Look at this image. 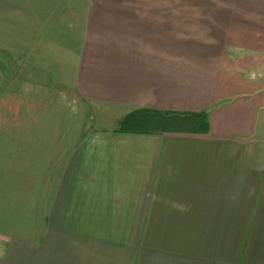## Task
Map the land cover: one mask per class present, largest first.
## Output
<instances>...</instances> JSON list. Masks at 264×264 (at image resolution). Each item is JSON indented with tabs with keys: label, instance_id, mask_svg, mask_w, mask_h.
Instances as JSON below:
<instances>
[{
	"label": "crops",
	"instance_id": "crops-1",
	"mask_svg": "<svg viewBox=\"0 0 264 264\" xmlns=\"http://www.w3.org/2000/svg\"><path fill=\"white\" fill-rule=\"evenodd\" d=\"M0 264H264V0H0Z\"/></svg>",
	"mask_w": 264,
	"mask_h": 264
},
{
	"label": "trees",
	"instance_id": "trees-1",
	"mask_svg": "<svg viewBox=\"0 0 264 264\" xmlns=\"http://www.w3.org/2000/svg\"><path fill=\"white\" fill-rule=\"evenodd\" d=\"M171 113L151 109H138L128 114L120 122V130L133 133H151L171 130L174 120ZM170 117V118H169Z\"/></svg>",
	"mask_w": 264,
	"mask_h": 264
},
{
	"label": "rangeland",
	"instance_id": "rangeland-1",
	"mask_svg": "<svg viewBox=\"0 0 264 264\" xmlns=\"http://www.w3.org/2000/svg\"><path fill=\"white\" fill-rule=\"evenodd\" d=\"M3 53H4V55H6V57H8L9 59H11V58H13V59H15L16 57H14V56H12L11 54H10V52H7V51H3ZM171 117V116H170ZM169 117V118H170ZM183 118H181V117H179V116H173V117H171V120H174V122H173V124H172V127H174V128H176V125H177V128H180V129H190V128H193V126H194V124H197L198 122L197 121H199V119L196 121V122H194V123H192L191 121H186V122H184L183 120H182ZM200 123V122H199Z\"/></svg>",
	"mask_w": 264,
	"mask_h": 264
}]
</instances>
